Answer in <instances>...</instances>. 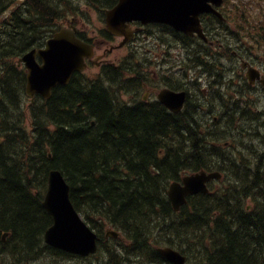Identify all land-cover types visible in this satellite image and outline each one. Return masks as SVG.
I'll return each mask as SVG.
<instances>
[{
    "label": "trees",
    "instance_id": "obj_1",
    "mask_svg": "<svg viewBox=\"0 0 264 264\" xmlns=\"http://www.w3.org/2000/svg\"><path fill=\"white\" fill-rule=\"evenodd\" d=\"M87 1L101 7H110L117 2ZM14 4L18 7L13 12V19H4L5 35L0 36V85L3 88V94L0 89V145L7 151L12 132L17 129L23 135L24 147L18 148L23 146L22 141L11 145L18 153L11 161L0 157V206L3 207L0 211V252L3 253L0 263L36 264L41 257H47L48 264H68L70 254L43 243V234L52 220L42 208V194L48 185V172L53 168L64 173L75 206L88 215V220L101 233L108 222L128 238L135 237L145 234L149 226L152 229V222L159 227L162 236L151 235L147 241L149 252L158 254L153 246L162 244L178 248L188 246L196 251L199 264H247V255L252 259L253 250H258L256 262L263 263L264 144L248 150V156L243 151L235 157L242 161L260 157L251 163L249 176L235 179L231 187L222 190L212 184L210 194L189 197L177 214L165 194L170 179L190 169L211 170V148L218 157L228 154L208 143L203 128L206 119L191 112L190 106L172 117L157 112V103L122 104L126 110L120 112L107 98L106 94L112 97L108 89L95 83L88 90L75 91L78 83L75 80L67 87L55 89L52 98L45 101L41 108L44 121L36 123V107L32 108L34 130L29 135L21 113L25 71L12 61L47 38L61 11L73 10L68 0H0V19L3 11ZM48 28L32 43L35 34L29 30ZM243 118L230 115L225 129L240 125L238 131L244 130ZM88 120L95 121V125ZM220 120L225 119L220 117ZM88 126L92 127V133L108 135V143L85 144L78 140V127ZM122 140L123 144H119ZM219 184L226 185V175ZM8 193L13 197L10 194L8 197ZM229 193L234 197L224 196ZM153 194L158 197L155 207L146 200ZM248 204L252 209H248ZM145 209L150 213L143 215ZM155 218L159 221H153ZM4 231L10 233L5 242L1 240ZM245 234L252 240L244 246L239 242L232 243ZM164 235L171 238L166 240ZM102 243L100 250L108 251L109 264H117L116 247L107 245L109 243L104 240ZM130 249L131 246L124 247L127 253ZM143 260L154 258L148 254Z\"/></svg>",
    "mask_w": 264,
    "mask_h": 264
},
{
    "label": "water",
    "instance_id": "obj_2",
    "mask_svg": "<svg viewBox=\"0 0 264 264\" xmlns=\"http://www.w3.org/2000/svg\"><path fill=\"white\" fill-rule=\"evenodd\" d=\"M221 0H120L119 5L108 12L110 29L124 27L126 21L140 19L143 22L163 21L186 32L197 30L201 33L198 16L210 11L209 2L220 4ZM50 49V50H49ZM48 50H40L48 65L39 66L35 62V50L27 56L33 67L28 76V93L31 90L41 91L48 96L58 83H66L75 69H81L86 47L70 31L64 30L48 41ZM47 51V52H46ZM38 68V69H37ZM172 97L178 104L183 101L182 95H165ZM201 182L196 177L194 186ZM49 212L55 217V224L47 230L48 242L71 252L89 254L95 250V236L89 231L77 215L70 199L69 187L57 171L51 173V189L46 198ZM60 228L62 231H60ZM169 258L178 264L182 261L173 252Z\"/></svg>",
    "mask_w": 264,
    "mask_h": 264
},
{
    "label": "bare ground",
    "instance_id": "obj_3",
    "mask_svg": "<svg viewBox=\"0 0 264 264\" xmlns=\"http://www.w3.org/2000/svg\"><path fill=\"white\" fill-rule=\"evenodd\" d=\"M84 0H80V2H82ZM96 2L100 3V0H95ZM104 1V0H103ZM110 1V0H109ZM69 4H71V8L73 10L74 7H76L80 2H76L75 0H68ZM50 28L48 29H43V30H38V29H35V30H29L32 32V34H35V36L32 38V43L34 42L36 36L38 35H41L42 33H44L45 31L49 30ZM53 29V27H52ZM52 29L50 30V33L52 31ZM23 42V40L21 41ZM77 81V80H76ZM84 81L82 80H78V83L75 84V88H77L80 84V83H83ZM71 83V82H70ZM69 83V84H70ZM68 84V85H69ZM87 84L85 85V90H88L89 88L86 87ZM67 87V86H66ZM73 86H72V90H73ZM0 89L2 91V94H3V88L2 86L0 85ZM118 89V88H117ZM65 90V89H64ZM114 89L113 90H109L110 94L112 95V97H116L118 99V95L116 93H113ZM12 94V93H10ZM11 98V96H10ZM12 99V98H11ZM18 99H20V97H18ZM102 105V104H101ZM100 105V106H101ZM44 105L43 104H40L36 107V110H35V113H36V118H37V121L36 123L38 122H41V121H44L45 120V117L43 115V113H41V108L43 107ZM125 109V108H124ZM126 110V109H125ZM235 111V110H234ZM233 112V111H232ZM151 113V112H150ZM139 114V113H138ZM143 115V114H142ZM230 115V114H229ZM141 116V115H140ZM157 117V116H156ZM163 118V116H162ZM229 118V117H228ZM159 119V118H158ZM149 120V119H148ZM147 120V121H148ZM146 121V122H147ZM152 121V120H150ZM164 121V120H163ZM162 121V122H163ZM240 121V120H239ZM153 122V121H152ZM143 123V122H142ZM150 123V122H149ZM165 123V122H164ZM147 125V124H146ZM162 125V124H161ZM244 125V124H243ZM159 126V125H158ZM245 126V125H244ZM147 127V126H146ZM148 127H151V126H148ZM154 127V126H153ZM160 127V126H159ZM158 127V128H159ZM162 127V126H161ZM157 128V129H158ZM165 128V127H163ZM239 128V127H238ZM155 129V130H157ZM243 129H246V128H243ZM91 130V129H89ZM103 130V129H102ZM105 130V129H104ZM167 130V129H165ZM164 130V131H165ZM161 132L163 131L162 128L160 130ZM253 130L250 129V127L248 126V128L246 129V136L249 135L247 134V132H252ZM10 132V131H9ZM237 132V131H236ZM11 133V132H10ZM163 133V132H162ZM165 133V132H164ZM242 133V132H241ZM234 134V133H232ZM163 135V134H162ZM241 135V134H240ZM243 135V134H242ZM102 136V135H101ZM161 136V135H160ZM245 136V135H244ZM163 137V136H162ZM240 137V136H239ZM76 138L80 141H85V138H86V133L83 132V131H80V132H77L76 134ZM97 139L96 143H101V144H107L108 143V139H103V138H95ZM99 140V141H98ZM161 142H162V139H161ZM10 144V143H9ZM38 144V143H37ZM5 147V146H4ZM104 147V146H103ZM243 150L245 151L246 147H242ZM10 152H11V155H13L14 157L17 156V152L14 151L13 147L9 146V148L4 150L2 148V146L0 145V157L3 159V160H6V161H11V158H10ZM262 153V152H261ZM258 154V153H257ZM260 154V152H259ZM234 157H236V155H232ZM257 157V156H256ZM102 158H105L104 156H102ZM258 159L260 157H257ZM23 160V159H22ZM103 160V159H102ZM128 161V160H127ZM130 162V160H129ZM128 162V163H129ZM264 162V161H263ZM4 163V162H3ZM130 164V163H129ZM128 164V165H129ZM121 167V166H120ZM6 168V167H5ZM262 168V166H261ZM12 170V169H11ZM53 171H57L61 174L63 180L65 181V183L68 185L69 187V193H70V184L69 182L67 181V178L66 176L64 175V173L60 170V169H57V168H53L51 170H49L48 172V185H47V188L46 190L44 191V194L48 193L51 189V173ZM209 172H214L215 174L213 175V182L214 181H219V182H222L223 181V175L222 173L217 170V171H214V170H208ZM104 174L106 175L105 177H108V173L104 170L103 171ZM142 173V172H141ZM99 178V177H98ZM255 178V177H254ZM1 179V178H0ZM9 179V178H8ZM22 180V179H21ZM108 180V179H107ZM132 181V180H131ZM171 181L169 182L168 186H167V190L165 191V194L167 195L168 199H169V202L171 204V208L173 209L174 212H180L182 210V207L188 202L189 198H186V199H182V200H177V199H174L170 193V189H171ZM4 184V183H3ZM23 187V186H22ZM3 188V187H2ZM29 188V187H28ZM3 192V191H1ZM212 192V191H211ZM196 194H207V192H204V191H197L194 195ZM71 195V194H70ZM23 205V204H22ZM42 205V204H41ZM42 208L44 209V211L47 213V210L45 207L42 206ZM108 209V208H107ZM106 209V210H107ZM117 209V208H116ZM111 210V209H110ZM113 210V209H112ZM108 211V210H107ZM116 211V210H115ZM114 211V212H115ZM121 211V210H120ZM126 211V210H125ZM113 212V211H112ZM124 212V211H123ZM143 215H146V214H149L150 212L147 211V209H145L143 211ZM107 213V212H106ZM109 213V212H108ZM124 214V213H123ZM122 214V215H123ZM108 215V214H107ZM123 217V216H122ZM15 219V218H14ZM124 220V219H123ZM126 221V220H125ZM153 221H159L158 219H153ZM13 222V221H12ZM118 224V223H117ZM151 226H152V229L150 228L149 226V229L147 231H145V234L143 235H138V236H135V237H129L131 242H130V245H131V249L129 251V253H127L124 249L120 250V251H116L115 250V253H116V258L118 259V263L117 264H169L167 261H165L160 255L156 254L155 252H149V248H147V241L152 237L151 235L153 236H162V233H160V230H159V227L155 224V223H152L150 222ZM161 225V224H160ZM18 226V225H17ZM122 227V226H121ZM154 227H158L157 229L153 230ZM125 229V228H124ZM164 238L166 240L170 239L171 237L169 236H164ZM252 238H250L249 236H247V234L237 238L234 242L232 243H236V242H239L241 243V245H245L246 243H248L249 241H251ZM139 246H141V249ZM114 247H118L117 244L114 245ZM229 247H231V245H229ZM257 247V246H256ZM249 248V247H248ZM101 253H103L104 255H107L108 251L106 250H99ZM249 252V250H248ZM253 257L252 259L250 258V256L247 255V258H246V262L247 264H260V263H257L256 262V259L258 257V250H253ZM144 253V255H148V254H155L158 258L161 259V261L159 262L158 259L156 257H154V260H143V258L145 257L144 255L142 256L141 254ZM69 256V259L67 260L68 261V264H92V258H89V257H85V256H79V255H68ZM151 256V255H150ZM261 259H264V256L263 258ZM41 260H45V262L48 264V258L47 257H41L39 260L36 261V264H41ZM251 260V261H250ZM261 264H264L261 263Z\"/></svg>",
    "mask_w": 264,
    "mask_h": 264
},
{
    "label": "flooded vegetation",
    "instance_id": "obj_4",
    "mask_svg": "<svg viewBox=\"0 0 264 264\" xmlns=\"http://www.w3.org/2000/svg\"><path fill=\"white\" fill-rule=\"evenodd\" d=\"M137 29L140 30L141 28L139 26H137ZM164 43H165V40H163V44ZM112 76L116 79V81H117V83L119 85V86H117V88H120L122 86V81L120 80L121 79L120 75L117 72H113ZM78 85L80 87L76 88L75 91L83 92L82 90L85 87L86 83L83 82V83H80ZM16 87H15V89H16ZM73 91H74V88H73ZM65 95H70V93L69 94L65 93ZM106 96H107V98L109 99L110 103L113 106H117L118 107L120 112H121V110L124 109L123 105L122 104L120 105V103H119L117 98H115V97L113 98V97L109 96L108 94H106ZM157 108H158L157 112H163L164 116H167V117L168 116H170V117L173 116V114H171L168 110H166L162 106L159 105V106H157ZM190 110H191V112L195 111V107H194L193 104L190 105ZM234 110H236L235 106H233L231 108H222V107L220 108L219 106H214V110L213 111L215 112V114H219L220 117L224 118L225 119L224 121L226 122V120L228 119V117H230V115L234 112ZM78 120H82L81 117H78ZM92 120H94V119H92ZM89 122H91L92 125H95V121H89ZM78 129L79 130L83 129L84 130L83 132L86 133V138H85V141H84L85 144L86 143L95 144L96 141H97V139H95V138L108 139V135H106L105 133H103L102 136L98 135V133H92V127L91 126H88V127H85V128L78 127ZM89 129H91V130H89ZM250 129H252V128L250 127ZM251 133H254V130ZM11 139L13 141H15V142H19V141L23 142V140H22L23 139V135L21 134V132H19L16 129V130H14L12 132ZM123 141L124 140L120 141L119 144H123ZM253 141H255L256 144H263L264 143V139L261 138V137L257 138L255 140V139L251 138L249 135H247L245 142L241 143V144H243L242 147H246V149L244 151L246 156L249 155V152H248L249 148L247 147L246 144H251ZM159 142H161V140ZM11 145H13L12 142H11L10 146ZM22 145H23L22 147H18V148H23L24 147V142H23ZM13 157L11 158V160L13 159ZM258 160L259 159L256 156L253 159L245 160V161H242L241 159H237L234 156L229 155V154H224L222 157H218L216 152L211 148V170H214V171L219 170L222 173V175H223V180L225 179V175H226V185H220L219 181H214L213 184L215 185V187H217L220 190H222L223 187H227V188L229 186L231 187L235 183V179H240V178L242 179V177H244V176H247V175L249 176L251 163L256 162ZM224 196H228L230 198H233L234 194L229 193V194L224 195ZM157 203H158V197L155 195L154 200L152 201V203L150 205L152 206L154 204V207H155L157 205ZM248 209H252V206L250 204H248Z\"/></svg>",
    "mask_w": 264,
    "mask_h": 264
},
{
    "label": "rangeland",
    "instance_id": "obj_5",
    "mask_svg": "<svg viewBox=\"0 0 264 264\" xmlns=\"http://www.w3.org/2000/svg\"><path fill=\"white\" fill-rule=\"evenodd\" d=\"M75 1L76 2H78V1L80 2V0H75ZM262 1H264V0H262ZM259 5H261V3ZM85 23L88 25V28H89V36L90 37H95L96 35L103 36V34H102L103 20H101L100 13L98 11L95 10L91 14H89L88 17H87V19H85ZM111 44H114V46H116V45L119 44V41L117 40V41H115L114 43H111ZM164 45L167 46L166 44H164ZM113 48L114 49L112 50L111 53H107V54H105L102 57V58L106 59L108 63L115 62L114 60H116V58L121 57V55L124 56L127 53L126 48H123V47H119V48L113 47ZM165 50L167 52L166 54H169V56H167L168 58H167V62L165 63V65L168 66V67H170V66L174 65L175 64L174 61L176 59H178L180 50L177 47H167V48H165ZM102 53H103L102 50L101 51H98V54H102ZM101 69L102 68H100V67L92 66L86 72H87V74L92 75V76L89 77L90 79H96L97 78L96 76H100L101 75ZM98 85L99 86H102V81L101 80L98 81ZM16 86H17L16 83L13 84V87H16ZM191 92H192V90H191ZM145 93H146V91H144V90L141 92V94H145ZM118 95H119V98L126 99V100L129 99V97H130V95L128 94V92L127 91H124L121 88H119V90H118ZM191 97L194 99V96L192 94H191ZM6 98H9V96H7ZM29 107H30V101L25 98V100H23V103L21 105V113H22V116H23V121L25 122V127L27 129H31V127H32L31 112H30V108ZM213 110H214V106H212V107H205V109L203 110L202 114H203V116H206V117L207 116H211V112H213ZM238 127L240 128V125ZM238 127L235 128L233 131L231 130V128H227L228 130H231L232 133H234V134L231 133L228 136L227 140L229 142H231V144H238V146L235 147V151H237V150H243V148H242V145L243 144H241V143L242 142H245V140H246V129L245 130H241L239 132L238 131V129H239ZM247 128H248V126H247ZM80 131H84V130L82 129V130H79V132ZM247 134H248V132H247ZM11 142L13 144L16 143L12 139H11ZM246 145L248 147V144H246ZM252 145H254V144H252ZM12 157H13V155H11V152H10V158H12ZM9 194L10 193H8V197H9ZM10 196L13 197V195H11V194H10ZM154 197H155V194L149 196L146 199L147 201H149L148 202L149 205L154 200ZM9 207H12L13 208V206H11V205ZM2 210H3V207L0 206V211H2ZM224 235H227V233H225ZM164 236H167V235H164ZM41 264H47V263L45 262V260H41Z\"/></svg>",
    "mask_w": 264,
    "mask_h": 264
}]
</instances>
